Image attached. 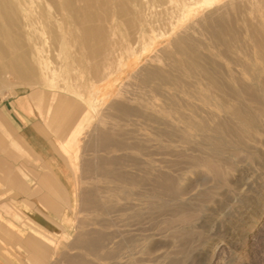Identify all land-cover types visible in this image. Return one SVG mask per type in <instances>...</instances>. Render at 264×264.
Segmentation results:
<instances>
[{
	"label": "rangeland",
	"instance_id": "1",
	"mask_svg": "<svg viewBox=\"0 0 264 264\" xmlns=\"http://www.w3.org/2000/svg\"><path fill=\"white\" fill-rule=\"evenodd\" d=\"M208 11L108 80L80 74L75 96L58 89L79 73L67 33L45 85L4 78L0 264H264V5L207 19L192 59L155 61ZM126 55L120 46L108 63Z\"/></svg>",
	"mask_w": 264,
	"mask_h": 264
},
{
	"label": "bare ground",
	"instance_id": "2",
	"mask_svg": "<svg viewBox=\"0 0 264 264\" xmlns=\"http://www.w3.org/2000/svg\"><path fill=\"white\" fill-rule=\"evenodd\" d=\"M95 1L98 0H0V85L7 78L9 84L26 83L27 88L32 90L45 85L49 77L57 76L58 69L52 60L62 59L65 55L67 33L71 36L69 45L76 63L73 70L79 73L62 75L58 89L75 96L82 86L78 80L80 74L90 73L97 81L108 80L123 65L131 67L136 53L153 50L160 39L169 36L193 14L206 8L209 11L205 16L186 23L180 34L170 42V48L161 50V54L155 57V61L170 59L173 63L180 62L177 56L192 59L196 46L202 45L205 31H208L206 20L218 19L229 8H239L246 2L157 0L145 5L142 0H120L116 11L104 10L102 14H96L92 10ZM172 2L174 8L168 10L167 6ZM256 3L264 5V0H256ZM129 4L132 6L129 7ZM145 7L158 8V14L162 16H145ZM119 24L123 25L122 35ZM159 24L164 30L159 29L156 35L147 37L148 33L156 31L155 26ZM64 27L68 31H63ZM120 46L127 54V63L120 61V64L112 65V60L108 63L117 55ZM110 86L108 81L98 90L105 92ZM67 103L60 100L55 106L56 113L66 108ZM74 137L75 132L72 131L67 138Z\"/></svg>",
	"mask_w": 264,
	"mask_h": 264
},
{
	"label": "crops",
	"instance_id": "3",
	"mask_svg": "<svg viewBox=\"0 0 264 264\" xmlns=\"http://www.w3.org/2000/svg\"><path fill=\"white\" fill-rule=\"evenodd\" d=\"M38 226V225H37ZM39 229L43 230L40 226H38Z\"/></svg>",
	"mask_w": 264,
	"mask_h": 264
}]
</instances>
